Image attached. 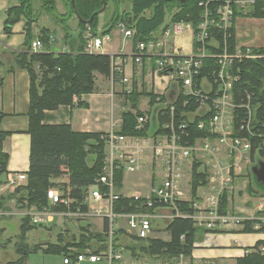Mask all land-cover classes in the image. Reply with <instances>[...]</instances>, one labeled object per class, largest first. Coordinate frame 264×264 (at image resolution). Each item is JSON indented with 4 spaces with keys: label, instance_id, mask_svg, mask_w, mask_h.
Here are the masks:
<instances>
[{
    "label": "trees",
    "instance_id": "trees-1",
    "mask_svg": "<svg viewBox=\"0 0 264 264\" xmlns=\"http://www.w3.org/2000/svg\"><path fill=\"white\" fill-rule=\"evenodd\" d=\"M19 5L8 10L5 22L6 33L11 32L12 25L21 17H25V41L21 51L10 52L12 61L6 72L12 71L15 67L26 69L29 74V103H28V129L30 136L29 143V168L27 171V184L17 186L11 197L15 199L18 208H51L56 212H76L78 209L86 212L87 206L83 204L85 189L91 185L94 179L102 171L105 160V140L104 133L98 132H77L73 131L69 125H48L43 123L44 111L56 109L60 105H70L74 102V97L95 91L94 72H99L104 76L109 75L111 57L101 53H87L80 47L75 52H45L31 51V42L34 39L32 33V23L38 18L35 12V1L40 2V10L48 12L54 21L60 24L64 33L63 42L70 48L69 42L72 40L68 20L76 15L78 18V39H83V31L88 25L94 34H97V17L99 10L103 6V0H60L65 7V13L57 10V0H18ZM113 7L110 21L104 26L101 34L108 33L119 21H124L129 27L136 30V38L140 40L156 39L162 36L165 30L172 23H191L195 28L201 21L203 7L201 2L209 1L211 11H214L218 4L226 0H127L131 7L129 10H121L124 0H104ZM106 8V9H107ZM109 9V8H108ZM248 15L254 17H264V0H254L248 10L243 11L238 6H234L232 24L228 28L229 36L227 44L229 50L234 53V27L233 21L236 16ZM169 16V23L166 21ZM90 17V22H86ZM52 30L41 27L38 38L42 44L48 46V41ZM70 37V38H69ZM69 38V42H68ZM211 52L216 55L224 46L222 31L211 28L206 40ZM193 46L197 43L193 41ZM73 51V49H71ZM251 52L255 56L235 57L231 61L230 72L238 78L233 82L232 98L236 105L233 119V135L246 137L250 144V160L255 161L256 157L264 159V48H252ZM6 52L0 50V67L4 66L3 56ZM39 65V74L34 69V64ZM203 68L198 78L205 76L212 78L211 73L216 69V58L209 56L203 60ZM201 79V78H200ZM199 79V84L201 83ZM2 78L0 77V85ZM213 90L216 85L213 83ZM210 96L214 91L209 92ZM247 94H251V123L250 132L246 128H241L247 116V110L243 107L247 101ZM125 101L130 104L129 110H124L121 114V125L116 131L118 134L137 137H157L168 135L171 130L168 125L172 124L173 130L183 134L182 142L193 144L197 138L207 135L206 128L199 127L200 121H207L211 116L210 107L200 110L196 100L182 92L180 87H175L171 101H166L165 96H161L158 101L152 91H146L144 86L140 89L136 83L130 92L124 93ZM141 96L149 97V110L145 113L138 109V101ZM79 106H87L86 102L77 101ZM239 107V108H238ZM174 108V109H173ZM155 112V127L151 129L150 115ZM148 116L147 122L142 128L136 129L137 118ZM3 114H0V119ZM180 125H184L179 128ZM7 132L0 131V165L1 178L3 177L8 161V155L3 152L2 142ZM68 175V182L64 189V195L72 202L64 204L50 205L47 198V189L54 186L50 181L51 177ZM123 170L116 169L113 173V180L116 187H121ZM208 182V173L201 165L200 161L193 160L191 168V193L193 198L197 195V189L205 186ZM246 190L254 196L264 197L253 185L250 176ZM227 191L221 196L220 211L226 213ZM144 199L135 200L133 197H125L119 194L114 201L112 210L115 213H127L141 208ZM160 205L149 209L154 212ZM143 209V208H142ZM181 212L193 213L192 203L181 201L178 203ZM264 210L255 213L253 218H245L242 222L241 232H261L264 231ZM258 224V227H255ZM38 225L30 223V217L25 215L21 219L20 235L14 242L16 258L7 261L5 264H25L30 253L42 249L44 252H58L62 255H69V247H76L70 253L72 258H76L85 248L90 247V242H101V248L105 249L108 241V232L105 228L102 232H89L82 230L77 238L71 242L62 243L61 233H58L59 241L42 243L38 242L29 245L26 242V233L36 228ZM4 227L0 226V232ZM164 230L170 234L168 241L159 238H140L136 235L128 234L123 230L118 231V237L112 239V244L116 239L128 237L129 244L124 246L130 251L133 258H173L183 254L191 256L197 235V228L194 227L190 218L173 217L165 224ZM183 236V239H181ZM45 244L46 246H43ZM261 242H257L260 245ZM93 249V248H91ZM94 253H99V249H93ZM236 264H264V255L259 252H251L237 259Z\"/></svg>",
    "mask_w": 264,
    "mask_h": 264
},
{
    "label": "built area",
    "instance_id": "built-area-1",
    "mask_svg": "<svg viewBox=\"0 0 264 264\" xmlns=\"http://www.w3.org/2000/svg\"><path fill=\"white\" fill-rule=\"evenodd\" d=\"M254 0H226L211 11L209 1L201 2L203 7L200 23L194 28L191 23L193 41L197 46H193V52L190 54H179L169 52L166 49V37L171 34H180L182 27L177 23H172L164 34L156 39L140 40L136 38V30L129 27L124 21L117 23L118 28L124 37L134 40V48L131 52V58L139 66L153 61L154 66L148 71L155 76H166L169 82L175 87H180L186 95L192 96L198 103L200 110L210 107L211 116L207 121H200L199 127L206 128L207 135L197 138L193 144L182 142L183 134L173 130L172 124L168 125L171 132L168 135L157 137H137L118 134L114 129L102 135L105 140V160L102 171L89 185L83 195V204L87 206V211L83 212L77 207L76 214L79 217L87 216H105L109 219L110 225L116 222L118 215L113 212L114 201L119 193L116 191L113 180V173L116 169L124 171H136L143 167L145 156L150 148L152 160H160L164 171L163 178L158 184L150 188V193L146 196H131L135 200L144 199L141 208L136 206V210L126 214L128 226L135 230L140 238H147L152 230V220L157 218H172L180 216L190 218L194 227L204 228L206 230H219L228 225H238L244 220L241 217L228 213H221L218 208L219 197L221 193L230 189L233 181L234 171L240 167L241 162L250 160L251 144L246 137H237L233 135L234 108L232 98L233 82L238 76L233 75L229 68L231 61L235 57L255 56L250 47L236 48L234 53L229 50L226 43L229 36L228 28L232 24L234 15V6H238L243 11L248 10ZM211 28L222 31L224 46L220 52L214 55L207 46V38ZM83 51L87 53H100L105 37L94 34L91 28L86 25L83 34ZM52 37L49 38V43ZM192 41V44H193ZM43 46L41 40L36 38L31 42V51H38ZM216 58V69L211 73L212 78L200 76L203 68V60L206 57ZM124 60L113 62L111 74L112 77H118L122 82L127 81L123 68ZM199 79L201 83L199 84ZM216 87L213 90V85ZM214 91L210 96L209 92ZM247 101L243 107L247 110V116L241 128H246L250 132L251 123V94H247ZM159 96H156V101ZM148 116L137 118L136 129H140L147 122ZM184 125H180L182 128ZM148 138H151L150 146L147 145ZM193 160L200 161L201 165L208 173V182L211 189L206 197V204L199 203V194L194 200L184 188L191 179V168ZM0 179L5 184H13V179L5 173ZM0 182V196L5 189ZM47 198L52 204L67 205L72 202L64 193L58 192L54 188L47 189ZM201 195V194H200ZM105 200L106 206L101 205ZM181 201H192L193 213L181 212L178 209V203ZM160 205L154 212L149 209ZM31 209L26 213L30 217L31 224L46 223L52 213L46 208H37L30 206ZM29 207V208H30ZM143 208V209H142ZM258 227V224L255 225ZM111 233L108 234L109 248L105 253H92L86 251L80 253L73 261L69 250V255H64L63 264H77L78 262L88 260L97 262L105 257L108 264H118L117 260L121 258L119 253H114L112 248ZM247 252H259L264 255V243L256 246ZM188 257L180 254L176 257L178 264H189ZM159 264V263H157ZM199 264H217L212 260H205Z\"/></svg>",
    "mask_w": 264,
    "mask_h": 264
},
{
    "label": "crops",
    "instance_id": "crops-1",
    "mask_svg": "<svg viewBox=\"0 0 264 264\" xmlns=\"http://www.w3.org/2000/svg\"><path fill=\"white\" fill-rule=\"evenodd\" d=\"M18 5V0H0V50L6 52L3 56L4 66L0 67V77L2 78V83L0 85V114H3L2 118L0 119V131L7 132L2 142V149L3 152L8 155L6 174L8 173L14 181L13 184H5V182L7 181L1 182L0 179V182L5 188L0 196V218L11 217L15 214H18L22 216V219L31 209V207L22 209L18 208L15 204V199L11 197V194L17 186H25L27 184L30 143V136L27 132L29 121L27 116L29 103V74L26 69L19 67H15L12 71L9 72H6V69L10 66L12 61L10 52L21 51L23 47L25 41V17H21L12 25L10 33H6L4 29L5 22L8 16V10ZM125 5L126 6H124L122 10H129L131 7L130 2L127 1ZM34 6H36L34 8L36 9L35 11L37 15L38 12H40L38 18L36 19V22L32 23L31 25L34 39L38 38L41 27H46L52 30V33L50 35L52 37V41L50 43L48 42V46H45L43 44V46L38 51H52L55 53L75 52L80 47L83 48V39H78L76 37L79 31L78 18L76 17V15L72 16L67 22L70 28V32L73 36L71 42H69L70 37L68 38V42L72 47L70 48L63 42L64 33L61 29V26L55 23L52 24L49 21V17L44 12L40 11L39 2L35 1ZM62 6L63 5L61 1L58 0L57 10L59 13H65L64 10H61ZM69 23L72 25H70ZM177 24L178 26L182 27V32L180 34L173 35L177 36L183 34L185 28L189 29L192 32L191 25L189 23L180 22ZM116 27L118 28L117 24ZM233 27L236 48H264V17L239 15L235 17L233 21ZM98 30L101 31L100 29ZM119 32L121 35L123 34L118 28L116 32L111 29L105 35H102L103 37H105V42L100 53L107 54L111 57L109 75L104 76L99 72H94L95 91H93L92 93L82 94L79 97L75 96L73 98V104L60 105L56 109L45 110L43 123L48 125H69L73 131L77 132L106 133L111 129L118 130L121 125L122 112L124 110L130 109V106L128 105L129 103L125 101L123 95L124 93H128L131 91L134 83H136L139 89L144 86L146 91H152L155 97L157 95L159 96V98L161 96H165L167 102L171 101L175 92V85L172 82H169L168 77L159 75L155 76L153 72L150 73L148 71V69H152L154 66L152 60H150L149 63L143 64V66H139L134 63L130 55L134 48V40L131 39L128 50H123L124 43L121 42L119 47L117 42V38L118 36H120ZM97 34L99 35L98 31ZM123 37L124 35H122V39ZM168 37H166V49L169 50V52H175L174 44L173 42H170L168 40ZM71 49H73V51ZM121 59L124 60L123 68L125 76L127 77V81L125 82H122L118 77H112L111 74L113 62L116 63ZM34 69L39 74V65L37 63L34 64ZM77 101L86 102L87 106H79L77 105ZM138 104V109L145 113L150 108L149 106L148 110H144L140 106V101ZM148 139L149 140L147 145L150 146L151 138ZM146 154L147 155L145 156L144 165L141 168L143 169V171L141 170L136 173L134 172L135 175L133 171L123 172L121 187L119 188L115 186L116 191L119 194L125 197L136 195L146 196L150 193L151 186H153L154 184H158L161 181L164 175L162 162L160 160H152L150 148H148ZM147 162L150 166L148 172L146 167H144ZM249 172L251 174V170H249ZM250 176L252 178V175ZM135 177L139 178L140 180L148 179V181H146V183L141 181L139 182V180L131 182L134 181V179L131 178ZM50 181L54 184V186L49 188H54L58 192L64 193L63 186H65L68 182V175L63 174L60 176H54L50 178ZM190 183L191 179L190 182L186 184V186L184 185V188L186 189V192H188V196L190 197L191 195L192 199L194 200L191 193ZM240 184V181H235L233 185L230 186V189L225 190L227 191L226 213L241 217L243 219L253 218L255 217L256 212L264 210V197L254 196L248 193L246 190V186L243 188L244 191L242 192L241 196H237L236 190L240 186ZM188 185L189 191L187 189ZM223 192L219 197V211L222 199L221 196ZM209 193H211L209 182H207L205 186H201L197 189V194H199L200 196V204H206V197ZM48 202L50 203V200ZM190 202L192 203V201ZM50 205L53 206L55 204L50 203ZM101 205L106 206V201L103 200L101 202ZM47 209L52 213V215L49 216V220L46 221V223L36 224L38 225L37 227H42L41 232L47 230L49 233L51 230L55 229L57 233H70L69 229L74 230V228L78 226V234H80L82 230H86L89 232H102L106 228L108 234L112 232V239L114 238V236L115 238L118 237L117 234L119 230H123L128 234L136 235L134 229H132L133 231H129L123 225V222L118 223L119 219L124 218L126 224H128L126 214H128L129 212L116 213L118 217L116 218V222L112 226L110 225L109 219L105 216L79 217L75 212H56L51 208ZM261 218L264 220V216H262ZM170 219H153L152 230L149 237L168 241L170 239V234L164 230V227L167 221H169ZM158 220L163 223L159 224ZM241 228V224L228 225L219 230H213V232H217V234L211 235L213 237L210 238L209 243L195 242L191 256H186L188 257L187 259L189 264H199L200 262L205 260H212L217 264H236L237 259L249 254V252L247 251L254 249L257 245V242H261V244L264 243V231L245 233L241 232ZM60 229L63 230L61 231ZM198 229H202L204 231H212L200 227H197V230ZM73 238L75 237L70 236L68 239L65 238L62 243L71 242ZM181 239H183V236H181ZM200 240H202V235L200 237ZM51 242H60L58 236H56L55 241ZM108 243L109 240L106 243L107 248L102 249L101 245L103 244L101 242L96 243L95 241H91L90 247H86L85 250H83L81 253H84L86 251H91L92 253H94L93 249H99L100 254L105 253L109 248ZM129 243V239L127 237L126 239H116L114 244H112L114 253H119L121 256V258L117 260L118 264H178V261L176 260L177 256L173 258L159 259L133 258L130 251L124 247ZM71 248L76 250V247H69V250ZM124 250L129 251V253L125 256L123 255ZM73 259L74 258H72V260ZM101 260H105L108 264V260L105 257H102ZM89 263L93 264L95 262ZM25 264H27L26 261ZM77 264H80V262H78Z\"/></svg>",
    "mask_w": 264,
    "mask_h": 264
},
{
    "label": "rangeland",
    "instance_id": "rangeland-1",
    "mask_svg": "<svg viewBox=\"0 0 264 264\" xmlns=\"http://www.w3.org/2000/svg\"><path fill=\"white\" fill-rule=\"evenodd\" d=\"M37 2H39V1H37ZM125 3H127V0H124L123 4L121 5V10L123 9L124 6H126ZM34 7H36V6H34ZM106 8H107V4H106ZM106 8H105L104 12L99 13V15L97 17V29L101 30V31L97 30L99 32V35H102L101 34L102 29L104 28V25H106L107 22L110 21V16L112 15L111 10L113 9V7L111 5H108L109 9L108 8L106 9ZM33 9L36 10L35 8H33ZM61 10H64V12L66 11L64 6H62ZM40 11L44 12L42 10H40ZM39 13L40 12H38V15H39ZM44 13L49 17L48 19L52 24L53 23L58 24L54 21V18L52 17V15H50L48 12H44ZM166 21L169 23V21H170L169 16H167ZM70 25H72V24H70ZM112 29L114 30V32H116V30L118 28L115 25V27H113ZM119 34H120V32H119ZM122 35L120 34V36H118V38H117L118 39L117 40L118 46L120 47V43L122 42V43H124L123 44V50H128L132 38H124L123 37V39H122ZM115 37H116V35H115ZM168 40L170 42H173L174 50H175V52H178L179 54H184V53L190 54L193 52V44H192L193 34L189 29L185 28L183 31V34H181V35L176 36V35L171 34L168 37ZM139 101H140V106L144 110H148V107H149L148 96H141L139 98ZM139 101H138V103H139ZM128 105L130 106V104H128ZM153 110H152V112H153ZM151 115H150V120H151ZM150 123H151V127H152L151 129H153L152 122H150ZM114 130L117 131L116 129H114ZM255 159L256 160L254 162H256L258 159H261V158L256 157ZM254 162L251 160L249 162L248 161H246V162L242 161L241 164L239 165L240 167L235 169L233 181L231 182V185H233V183L235 181L241 182L240 186L236 190L237 196H241L242 192L244 191L243 188L245 186H247L248 179H250V175H251L249 172V170H250L249 168L251 167L252 164H254ZM144 167H146L147 172H148L150 169L149 163L147 162V164ZM141 170L143 171V169H140L137 171H133V173L139 172ZM135 173H134V175H135ZM131 179H134V181H131V182H135V181L139 180V182L141 181V182L146 183V181H148L147 178H146L147 180H140L137 177L131 178ZM143 179H145V178H143ZM240 188H242V189H240ZM187 189L189 191V185H188ZM261 192H263V191H261ZM21 217H22L21 215L15 214L11 217H6V218L1 217L0 218V226L4 227V230L2 232H0V264H5L7 261L16 258L15 248H14L13 244L16 240H18L17 238L20 235ZM122 222H123V225L127 228V230H129V231L132 230V228L129 227L128 224H126V221L124 218L118 220V223H122ZM158 223L162 224L163 222L158 220ZM41 230H42V227H37V228H33V229L29 230L26 233V242L30 246L35 244V243H38V242L47 243V242H51V241L56 240V236H58V233L55 231V229L51 230L49 233L47 230L42 231V232H41ZM60 230L62 231L63 229H60ZM69 230H70V233H67V232H63L64 234L61 233L62 240H64L65 238L68 239L70 236L75 237V238H77L79 236V234H78L79 233V227L78 226L76 228H74V230H72V229H69ZM71 233H73V234H71ZM215 234H217V232L204 231L202 229H198V233H197L198 238L196 239V243H209L210 238L213 237L211 235H215ZM201 235H202V240H200ZM63 236H65V237H63ZM43 246H46V245L43 244ZM128 253H129V251L124 250L123 255L125 256ZM62 259H63L62 253H58V252H54V251L44 252L42 249H39L35 252L30 253L27 257L26 262H27V264H62ZM80 264H91V263H89L88 261L85 260V261L80 262ZM93 264H107V263L105 260H101V261H97Z\"/></svg>",
    "mask_w": 264,
    "mask_h": 264
},
{
    "label": "water",
    "instance_id": "water-1",
    "mask_svg": "<svg viewBox=\"0 0 264 264\" xmlns=\"http://www.w3.org/2000/svg\"><path fill=\"white\" fill-rule=\"evenodd\" d=\"M73 2L74 0H72V4ZM105 8H106V2L103 0V6L99 10L98 13L103 12ZM91 19L92 17H90L86 22L87 23L90 22ZM155 112H156V109L153 110L152 115H151V122H152L153 128L156 126L155 125V121H156ZM250 170H251L253 185L257 189L264 191V159H258L256 162H254V164L251 165Z\"/></svg>",
    "mask_w": 264,
    "mask_h": 264
},
{
    "label": "bare ground",
    "instance_id": "bare-ground-1",
    "mask_svg": "<svg viewBox=\"0 0 264 264\" xmlns=\"http://www.w3.org/2000/svg\"><path fill=\"white\" fill-rule=\"evenodd\" d=\"M239 108V107H238ZM174 109V108H173ZM235 109H236V107H235ZM235 109H234V112H235ZM242 125H243V123H242ZM243 129V128H242Z\"/></svg>",
    "mask_w": 264,
    "mask_h": 264
}]
</instances>
